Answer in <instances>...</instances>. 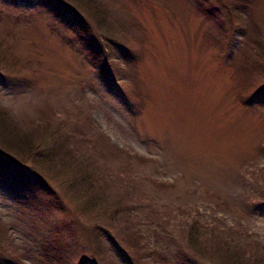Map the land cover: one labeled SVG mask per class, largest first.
I'll list each match as a JSON object with an SVG mask.
<instances>
[{"label": "rangeland", "instance_id": "1", "mask_svg": "<svg viewBox=\"0 0 264 264\" xmlns=\"http://www.w3.org/2000/svg\"><path fill=\"white\" fill-rule=\"evenodd\" d=\"M260 50L264 0H0V264H264Z\"/></svg>", "mask_w": 264, "mask_h": 264}, {"label": "trees", "instance_id": "2", "mask_svg": "<svg viewBox=\"0 0 264 264\" xmlns=\"http://www.w3.org/2000/svg\"><path fill=\"white\" fill-rule=\"evenodd\" d=\"M226 4V7H227V9L232 13V14H234V13H236V6H238L237 5V3H225ZM238 13V12H237ZM237 17H238V14H237ZM256 54H258L259 56H264V51L263 50H260V51H258V53L256 52ZM30 147V146H29ZM43 147V146H42ZM33 151V150H32ZM40 157V159L43 157V155H40L39 156ZM22 158L23 159H26L27 161H32L31 159H29V158H26L25 157V155L23 154V156H22ZM36 161V160H35ZM100 174V173H99ZM264 177V176H263ZM100 178V177H99ZM86 180V182H87V184H88V188L90 187L91 189L92 188H94V190H95V187L97 186L96 185V183L94 182V181H92V178L91 177H88V178H86L85 179ZM90 184H92L91 186H90ZM215 231V230H214ZM194 243H192V245H190L192 248L195 246V240L193 241ZM254 246V245H253ZM238 248H239V250H240V253L239 254H243L244 252H245V250H246V246L245 247H239L238 246ZM255 248H257V246H254V247H251V253H253V251L255 250ZM242 250V251H241ZM258 250V249H257ZM263 250H264V248H263ZM258 251H260V250H258ZM242 252V253H241ZM264 253V252H263ZM257 260V259H256ZM260 262H262V263H264V256L261 258V260H260Z\"/></svg>", "mask_w": 264, "mask_h": 264}]
</instances>
